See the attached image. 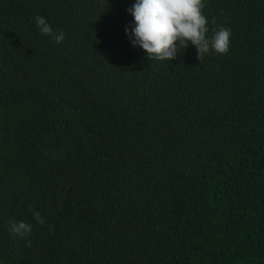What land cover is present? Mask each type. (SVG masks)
I'll use <instances>...</instances> for the list:
<instances>
[{"label":"trees","instance_id":"16d2710c","mask_svg":"<svg viewBox=\"0 0 264 264\" xmlns=\"http://www.w3.org/2000/svg\"><path fill=\"white\" fill-rule=\"evenodd\" d=\"M135 2L0 0V264H264V0H205L202 62L134 47Z\"/></svg>","mask_w":264,"mask_h":264},{"label":"clouds","instance_id":"9594fccd","mask_svg":"<svg viewBox=\"0 0 264 264\" xmlns=\"http://www.w3.org/2000/svg\"><path fill=\"white\" fill-rule=\"evenodd\" d=\"M205 0H136L127 11L134 19V25L125 28L126 35L134 47L147 54L150 61H171L177 59L181 49L189 43L197 50V59L202 62L205 55L224 56L230 51L231 30L218 25L209 36V20L204 15ZM39 32L51 37L56 44L65 39L63 30L55 31L41 15L35 16ZM212 24H216L213 18ZM33 216L40 226H45L46 217L38 211ZM10 234L27 236L32 225L25 221L11 219L6 226ZM50 230L51 227L49 226Z\"/></svg>","mask_w":264,"mask_h":264}]
</instances>
